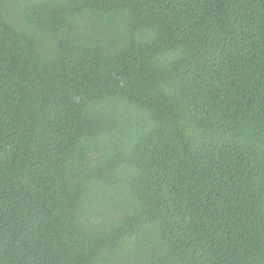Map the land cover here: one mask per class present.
Masks as SVG:
<instances>
[{"label":"trees","instance_id":"16d2710c","mask_svg":"<svg viewBox=\"0 0 264 264\" xmlns=\"http://www.w3.org/2000/svg\"><path fill=\"white\" fill-rule=\"evenodd\" d=\"M0 264H264V0H0Z\"/></svg>","mask_w":264,"mask_h":264}]
</instances>
